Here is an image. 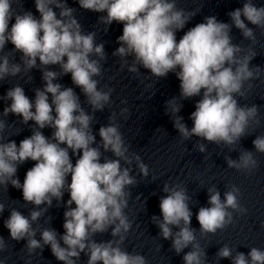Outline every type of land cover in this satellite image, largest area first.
I'll return each instance as SVG.
<instances>
[{
  "label": "clouds",
  "instance_id": "9594fccd",
  "mask_svg": "<svg viewBox=\"0 0 264 264\" xmlns=\"http://www.w3.org/2000/svg\"><path fill=\"white\" fill-rule=\"evenodd\" d=\"M34 3L39 18L28 10L15 12L13 0H0V52L10 42L14 46L12 52L21 53L23 71L37 67L39 61L41 66L58 65L61 72L43 71L44 87L35 89L34 100L19 85L0 97L11 101L3 110L5 117L11 113L21 117L22 124L33 121L35 125L32 135L19 145L14 140L4 142L0 135V186L7 188L11 184L22 190L23 201L34 206L27 216L13 208L4 226L12 240L27 241L24 247L29 255L37 249L42 252L47 245L63 264H76L81 253L88 256L87 264H148L144 255L130 253L120 246L132 227L125 214L130 196L127 189L137 183L130 175L131 169L122 167L121 162L130 165L135 160L144 177L148 176V166L138 154L129 155L116 113L108 117L106 126L99 128L100 144L94 147L96 139L90 127L94 117L81 107L73 88L55 82L58 75L70 73L72 83L84 94L93 112L103 111L111 103L113 91L98 88L100 82L95 78L102 74L100 61L106 59L104 45L95 42V32L83 31L74 16L75 9L65 0H34ZM78 4L85 10L105 13L98 18L105 30L114 21L123 24L122 35L117 38L120 46L113 52L121 58L122 69L127 66L129 72L139 73L143 68L158 78L173 72L180 81V97H201L190 114L193 122L190 129L178 115L182 105L176 104V98L165 104V112L172 117L182 139L196 136L231 148L247 135L250 126L259 125V107L241 106L237 97H244L252 87L250 81L259 79L260 68L250 66L255 56L252 49L245 50L234 44L230 33L234 26L245 39L255 43L253 28L245 21L264 29V6L258 7L253 0H246L242 8L227 14L231 23L207 16L177 41L176 33L185 28L195 13L178 8L176 0H78ZM21 71V63L10 62L9 54L0 55V81ZM128 114V108L120 109L119 115L124 119ZM46 127L54 129L51 138L41 131ZM5 128L6 122L0 120V133ZM252 143L255 152L264 154V135H257ZM197 147L200 152L206 151L203 143ZM69 149L79 157L74 165ZM101 149L111 152L115 158L104 157L101 162ZM225 159L228 168L239 172L250 174L258 167L252 151L244 150L237 160ZM28 160L35 164L21 184L18 166ZM65 191L70 199L64 212V234L59 235L52 228L41 230L39 225L34 228L33 224L51 207L53 199L62 200ZM163 191L167 195L160 199L162 219L152 217L160 235L172 240V249L177 255L191 246L183 255L184 264H206V253L191 227L192 211L186 188L165 183ZM208 193L210 206L201 207L196 216L202 237L214 235L231 224L233 213L247 211L240 204V189L235 185L224 193L223 200L215 187L209 188ZM41 205L47 207L41 208ZM4 207L0 203V214ZM173 227L179 230L173 232ZM109 228L114 239L99 243L93 239ZM37 231H40V240L35 238ZM6 248L5 240L0 237V252ZM216 255L231 259L232 264H264V250L256 247L247 255L236 252L233 256V250L224 245ZM0 264L5 261L0 260Z\"/></svg>",
  "mask_w": 264,
  "mask_h": 264
}]
</instances>
